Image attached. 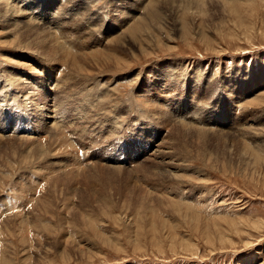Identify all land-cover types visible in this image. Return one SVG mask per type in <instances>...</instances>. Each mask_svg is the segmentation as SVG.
I'll list each match as a JSON object with an SVG mask.
<instances>
[{"label": "rangeland", "instance_id": "1", "mask_svg": "<svg viewBox=\"0 0 264 264\" xmlns=\"http://www.w3.org/2000/svg\"><path fill=\"white\" fill-rule=\"evenodd\" d=\"M63 1L54 30L46 22L60 0L35 19L59 37L89 15L92 40L121 26L105 0ZM187 1L163 0L153 19L140 10L149 30L120 39L137 44L117 49L122 64L100 72L90 61L78 76L55 74L42 49L21 43L25 15L0 20V264H264V0ZM29 2L15 6L36 15Z\"/></svg>", "mask_w": 264, "mask_h": 264}, {"label": "bare ground", "instance_id": "2", "mask_svg": "<svg viewBox=\"0 0 264 264\" xmlns=\"http://www.w3.org/2000/svg\"><path fill=\"white\" fill-rule=\"evenodd\" d=\"M19 1H22L23 3H24V6H28L27 4H26V2H29L28 0H19ZM51 1L52 0H45V1H43V0H33L32 2H29L28 4H30L33 8H34V10H35V14L36 15H34V13H30L31 15H28L27 13H25L24 12V10H23V7L21 6V5H18V7H16L15 6V0H0V20L1 21H3V20H5L4 19V17L3 16H9V17H12V18H15V17H17V14H20V16H22V15H25V18L29 21V22H31V23H29V22H26V26L25 27H23L22 28V30H21V32L19 33V36H20V38L22 39V41H21V43H23V42H26V40H29V39H31V40H29V43H28V50H33V49H36V50H39V49H42L41 51V53H45V55L44 54H42L44 57H46V58H44L42 61H39V62H41V64L43 65V67H45V68H48L50 71H54V73L55 74H57L58 72L60 73V70H61V68H63V67H66L67 68V70H70V72H72L74 75H76V76H78V75H80V74H83V72H87V69H86V64H89L90 63V61L95 65V66H97L98 67V69L100 70V72H104V71H101V70H106V68H110V67H116L117 65H115L114 66V64H119L118 66H120L121 64H122V62H121V58H119V57H121V55H119V51H120V53L122 54V51L121 50H124V47H125V45H131V46H136L137 44H136V41L135 40H132V39H126V40H124L123 42H120V39H122V38H124L125 36H127L128 34H131V33H144V32H147V30H149L148 29V26H149V23L147 24V26L145 27L144 25H143V23H144V21H142L141 23H139L141 20H143V19H141V18H143L144 16H142V17H140V18H137V15H138V13H140V10H142V9H145L146 10V12L147 13H150L151 14V18L153 19L154 17H156V15H157V12H158V8H159V6L161 5V3L163 2V0H124V1H122L121 2V4L123 5V8H125V9H127L128 10V14L127 15H125L124 16V14L122 13L120 16L118 15V11H117V9H116V5H117V0H105L106 2H107V4H106V7H107V9L109 8V7H111V11H113L116 15H117V17H118V22L120 23V25L121 26H119L118 27V29H116V30H112V31H110V33H109V35H112L113 37H107V38H105V40H104V37L103 36H97V37H95L93 40H92V38L94 37V36H90L89 37V35H88V33L87 32H89L90 33V35H92L93 34V28L96 30V26H98V24H96V23H94L93 21V19L95 18V17H91L90 15L88 16V18H86V23H82L81 25H75L74 26V29H77V32L75 31L74 33L73 32H71V34L70 33H66L64 30H62L61 31V34H60V37H59V33H57L56 34V32H54V33H52L51 31L52 30H54L55 29V26L56 25H58V23H56V20H58L57 18H61V17H64V15H63V13L65 12L66 13V8H67V6H65V4H64V1L63 0H60L61 1V3H60V5L58 6V8L55 10V12L53 13V17H52V19L50 18L49 20H47V24H48V27H50L51 28V31L49 30V29H46L45 27H42L38 22H36L35 21V19L38 17V13H36V12H38V11H42V10H44V9H46V11H47V9H48V6H49V3H51ZM66 1V0H65ZM71 1V0H70ZM86 1H88L89 2V0H86ZM99 1V0H98ZM104 1V2H105ZM165 1V0H164ZM181 1H183V0H181ZM184 1H187V0H184ZM188 1H190V2H195L196 1V3H202V1L203 0H194V1H192V0H188ZM187 1V2H188ZM198 1H200V2H198ZM91 3H92V0L90 1ZM96 2H97V0H96ZM187 2H185V3H187ZM67 3H69V2H67L66 1V4ZM84 4V3H83ZM93 5L95 4V3H92ZM111 5V6H110ZM122 5H120V6H122ZM89 6V5H88ZM87 6V7H88ZM141 6H143V7H141ZM29 8H30V6H28ZM27 7V8H28ZM31 7V8H32ZM105 7V8H106ZM141 7V8H140ZM10 8H19L18 9V11H19V13L17 12V11H15V10H12V9H10ZM52 9V8H51ZM51 9H50V12H51ZM85 9H86V7H85ZM100 9V8H99ZM82 10H84V9H82ZM81 11V10H80ZM87 11V10H86ZM32 12H34V11H32ZM112 12V13H113ZM43 13V12H42ZM41 12H40V14H42ZM48 13H49V11H48ZM48 13L47 12H44V14L43 15H47L48 16ZM108 13V12H107ZM22 14V15H21ZM98 14V13H97ZM104 14V13H103ZM32 15H34V17H31ZM68 15V14H67ZM105 15V14H104ZM108 15V14H107ZM30 17L29 19L27 18V17ZM84 16V15H83ZM80 17V16H79ZM82 19V18H81ZM121 19H123V20H121ZM139 19H141V20H139ZM44 21V20H43ZM42 24H43V22H42ZM130 24V25H129ZM67 25V24H66ZM127 25H129V26H127ZM52 26V27H51ZM7 27V26H6ZM10 27H12V26H10ZM64 27V26H63ZM66 27V26H65ZM70 27V26H69ZM72 27V26H71ZM99 27V26H98ZM121 28H122V30H121ZM120 30V31H119ZM56 31V30H55ZM100 31V30H99ZM99 31H97V33H99ZM119 33H118V32ZM79 33H82V34H79ZM69 34L71 35V37L69 36ZM95 34V33H94ZM58 35V36H57ZM88 35V36H87ZM108 35V36H109ZM116 35H118V36H116ZM67 36V38H65V40H63L64 39V37H66ZM68 38H69V40H68ZM60 40H63L64 42H67V44L66 45H69L70 44V42H72V46L71 47H75L74 49H77V50H79V46H82V45H89V48H91V46L92 45H94V51L92 50L90 53H88V54H73L74 52H72L71 50L69 51L68 49H69V47H68V49H67V47L65 46V43L64 42H60ZM91 40V41H90ZM31 42H33L32 44H30ZM27 43V42H26ZM104 44V43H106V46L103 48V49H100V50H98V51H95V47L97 46V45H101V44ZM108 44V45H107ZM30 45V46H29ZM70 46V45H69ZM87 46H85V47H87ZM70 47V48H71ZM85 47H83V48H85ZM72 49V48H71ZM96 49H99V48H96ZM119 51H118V50ZM33 51H35V50H33ZM38 52V51H37ZM40 52V51H39ZM82 52V51H81ZM83 53V52H82ZM130 53V52H129ZM141 53V52H140ZM38 63V62H37ZM22 64V63H21ZM23 65V64H22ZM34 65H36V64H32L31 66H33L34 67V69H36L35 68V66ZM56 65H58V67L56 68ZM16 66V65H15ZM20 69V68H19ZM24 69H26V68H24ZM33 69V68H32ZM26 70H28V69H26ZM29 70H30V68H29ZM41 70V69H40ZM37 71V70H36ZM66 71V70H65ZM176 71V70H175ZM181 71V70H180ZM37 72H39V69H38V71ZM85 72V73H86ZM179 72V71H178ZM3 73V72H2ZM61 73H63V71H61ZM60 73V74H61ZM177 73V72H176ZM177 74H179V73H177ZM7 75V74H6ZM6 75H4V76H6ZM42 75V74H41ZM63 76H64V74H62ZM98 75H100V74H98ZM97 75V76H98ZM103 75V74H102ZM106 75V74H105ZM176 75V74H175ZM67 76H69L68 74H67ZM85 76V75H84ZM96 76V75H95ZM108 76V75H107ZM169 77H171V76H169ZM36 78V77H35ZM79 78V77H78ZM96 78V77H95ZM109 78V77H108ZM107 78V79H108ZM172 78V77H171ZM4 79V78H3ZM10 79H11V77H10ZM9 79V80H10ZM60 79V78H59ZM105 79V78H104ZM161 78H159V80H160ZM173 79V78H172ZM171 79V80H172ZM0 80H2V78L0 79ZM11 80H13V79H11ZM30 80H31V77H30ZM65 80L67 81V79L65 78ZM65 80L63 81V80H61L62 82H64L65 83ZM75 79H72V81H74ZM84 80H89V79H84ZM83 80V81H84ZM92 80H94V78H92ZM95 80H97V79H95ZM99 80V79H98ZM14 81V84H15V80H13ZM13 81H9L10 83H12ZM68 81H69V79H68ZM67 81V82H68ZM72 81H70V82H72ZM77 81V80H76ZM103 81V80H102ZM105 81V80H104ZM111 81V80H110ZM8 82V81H7ZM8 82V83H9ZM41 83V82H40ZM69 83V82H68ZM73 83V82H72ZM78 83V82H77ZM85 83H88L87 81L85 82ZM93 83H95V81L93 82L92 81V84ZM106 83H107V81H106ZM109 83V82H108ZM107 83V84H108ZM5 84H7V83H5ZM18 84H19V82H18ZM21 84V83H20ZM25 84V83H24ZM32 84V86H31V88L32 89H34L35 87H33L34 86V84L33 83H31ZM54 84V83H53ZM56 84V83H55ZM89 84V83H88ZM91 84V85H92ZM106 84V86H108ZM155 84V83H154ZM62 85V84H61ZM67 85V84H66ZM74 85H76V84H74ZM80 85V84H79ZM82 85H85L84 84V82H83V84ZM81 85V86H82ZM94 85V84H93ZM92 85V86H93ZM96 85H98L99 86V83L98 84H95V88L97 87ZM15 86V85H14ZM60 86V85H59ZM78 86V85H77ZM106 86H102L103 88L105 87V88H107ZM8 87H9V84H8ZM16 87V86H15ZM14 87V88H15ZM84 87V86H83ZM100 87V86H99ZM7 88V87H6ZM10 88H11V86H10ZM70 88H71V86H70ZM74 88H75V86H74ZM81 88V87H80ZM89 88H91L90 86H89ZM94 88V89H95ZM101 88V87H100ZM8 89V88H7ZM18 89V88H17ZM57 89H59V88H56V91H57ZM64 89V88H63ZM62 89V90H63ZM79 89V88H78ZM99 89V88H98ZM3 90V89H2ZM21 90L22 91H24L26 94L29 92V90H30V88H28L27 87V85L25 84V85H21ZM69 91L70 90H72V88L71 89H68ZM89 90V89H88ZM93 90V89H92ZM91 90V91H92ZM96 90V89H95ZM94 90V91H95ZM75 91H76V89H75ZM78 92H79V90H77ZM87 91V89L85 90H83L82 89V92H83V94L85 93V92ZM97 91V90H96ZM96 91L95 92H93L92 91V93L94 94V93H96ZM105 91V90H104ZM111 91V90H110ZM2 92V91H1ZM55 92V91H54ZM58 92V91H57ZM59 92H61V91H59ZM90 92V91H89ZM69 93H71V92H69ZM74 93V92H73ZM73 93H71V94H73ZM87 93V92H86ZM85 93V94H86ZM109 93V92H108ZM111 93V92H110ZM34 94V93H33ZM42 94V93H41ZM64 94V93H63ZM62 94V95H63ZM80 94V93H79ZM87 94H89V93H87ZM102 94V93H101ZM112 94V93H111ZM109 95V97L108 98H110L111 100L113 99L112 98V95ZM0 95H2V94H0ZM38 95V94H37ZM43 95V94H42ZM45 95V94H44ZM78 95V94H77ZM82 95V94H81ZM81 95H79L80 97H81ZM90 95H91V93H90ZM90 95H87V98H88V96H90ZM108 95V94H107ZM115 95V94H114ZM141 95V94H140ZM31 96H32V94H31ZM67 96V95H66ZM74 96V95H73ZM95 97H96V95H94ZM93 96V97H94ZM28 97H29V95H28ZM36 97V96H35ZM45 97H47L46 95H45ZM45 97H43V96H41V99L42 100H45ZM55 97V96H54ZM63 97V96H62ZM143 97H146L145 96V94H143ZM169 97V96H168ZM90 98V97H89ZM142 98V97H141ZM141 98H140V100H141ZM23 99V98H22ZM55 99H56V97H55ZM67 99H69V98H67ZM83 99H85L84 97H83ZM92 99V98H91ZM102 99V98H101ZM103 99H105V98H103ZM144 99V98H143ZM26 100V99H25ZM54 100V99H53ZM108 100V99H107ZM145 100V99H144ZM147 100V99H146ZM81 101H83V102H85L84 100H81ZM89 101H90V99H89ZM49 102V101H48ZM82 102V103H83ZM91 102V101H90ZM95 102V101H94ZM106 103V102H104L103 100L101 101V103ZM156 102V101H155ZM164 102V99H163V101H162V103ZM264 102V101H263ZM9 103H11V102H9ZM56 103V102H55ZM81 103V102H80ZM96 104L94 105L93 104V101H92V106L91 107H93V106H95V108L97 109V103L98 102H95ZM100 103V100H99V104H101ZM59 104V103H58ZM85 104V103H84ZM87 104V106H89V103H86ZM85 104V105H86ZM10 105V104H9ZM36 105V104H35ZM56 105H57V103H56ZM108 105V104H107ZM107 105H104V106H107ZM111 105V104H110ZM157 105V106H156ZM11 106V105H10ZM116 106V105H115ZM152 106H154L153 107V109H155V110H157V111H159L160 110V106H159V108H158V103H153L152 104ZM91 107L89 108V109H91ZM99 107V106H98ZM102 107V106H101ZM101 107H100V110L98 109V111H97V113H99V112H103L102 111V109H101ZM109 107V106H108ZM22 108V107H21ZM35 108V107H34ZM94 108V107H93ZM103 108H105V107H103ZM162 108V107H161ZM46 108H44V110H45ZM49 109V108H48ZM114 109V108H113ZM163 109V108H162ZM43 110V109H42ZM92 110V109H91ZM165 110V109H164ZM39 111H40V109H39ZM90 111V110H89ZM94 111V110H93ZM107 111V110H106ZM34 113V112H33ZM47 113V112H46ZM45 113V111H44V114H46ZM104 113V112H103ZM106 113V112H105ZM164 113V112H163ZM37 114H40V113H37ZM84 114V113H83ZM89 115V114H88ZM166 115V114H165ZM44 116V118H46V120H51L53 123H51V125H55V126H53L52 127V132H54L53 130L55 129L56 130V128H57V124L58 123H56L54 120H53V118H49V116H48V114H46V115H43ZM51 116V115H50ZM96 116V115H95ZM101 116H103V115H101ZM119 116V115H118ZM121 116H122V114H121ZM116 117V116H115ZM120 117V116H119ZM124 117V116H123ZM153 117H154V115H153ZM161 117V116H160ZM165 117V116H164ZM163 117V118H164ZM196 117V116H195ZM190 118V117H189ZM117 119V118H116ZM173 119V118H172ZM38 120V119H37ZM87 120V119H86ZM93 120V119H92ZM181 120V119H180ZM115 121V120H114ZM174 121V120H173ZM187 121V120H186ZM192 121V120H191ZM96 122V121H95ZM133 122V121H132ZM182 123V122H181ZM190 123V122H189ZM192 124H193V122H191ZM186 124H187V122H186ZM186 124H184V125H181L182 126V129L184 130V131H187V130H193V129H191V128H188V126H186ZM61 126V125H60ZM69 126H71V125H69ZM116 126V125H115ZM193 126V125H192ZM51 127V126H50ZM54 127H56V128H54ZM167 127V126H166ZM66 128V127H65ZM172 128V127H171ZM67 129V128H66ZM69 129V128H68ZM196 129H197V131L198 132H200V133H206L207 131L206 130H204V129H208L207 127H205V128H200V126L197 128L196 127ZM51 130V129H50ZM58 130H60V129H58ZM61 130H62V128H61ZM172 130V129H171ZM175 130V129H174ZM16 131H21V130H16ZM57 131V130H56ZM47 132V131H46ZM52 132H50V133H52ZM63 132V131H62ZM173 132V131H172ZM57 134L59 133V131H57L56 132ZM61 133V132H60ZM60 133H59V135H60ZM64 133V132H63ZM52 134H54V133H52ZM52 134H50V136L52 135ZM56 134V135H57ZM55 135V134H54ZM56 135L54 136L56 139H57V137H56ZM61 135H63V137L64 136H66L65 135V133L64 134H61ZM60 135V136H61ZM112 135V134H111ZM165 136V135H164ZM21 137V136H20ZM62 137V136H61ZM62 137V138H63ZM68 137H69V135H68ZM12 138V137H11ZM13 139H15V138H13ZM23 139V138H22ZM27 139V138H26ZM55 139V140H56ZM58 139H61V138H59L58 137ZM66 139V137L65 138H63V139H61L62 141L64 140V141H66L65 140ZM79 139V138H78ZM11 140V139H10ZM16 140V139H15ZM51 140H53V137L51 138ZM14 141V140H13ZM23 141V140H22ZM26 141H28V140H26ZM37 141V140H36ZM48 141H50V140H48ZM47 140H46V142H48ZM1 143H2V141H0ZM20 142V141H19ZM34 142H35V140H34ZM53 142H54V140H53ZM66 142H68V143H66L67 145L69 144V141H68V139H67V141ZM164 142H167L168 143V141H164ZM10 143V142H9ZM22 143V142H21ZM24 143V142H23ZM28 143V142H27ZM29 143H31V142H29ZM28 143V145H30ZM40 143V142H39ZM49 143H51V145H52V142H49ZM58 143V142H57ZM57 143H55L56 145H54V146H58L57 145ZM62 143V142H61ZM95 143V142H94ZM24 144H26V143H24ZM38 144V143H37ZM37 144H36V146H37ZM41 144H43V143H41ZM62 144H64L63 146L65 147V142H63ZM70 144H72V143H70ZM163 142H162V144L161 143H159V144H157V147L155 148V151H154V153L152 154V155H155L154 156V158H157L158 160H159V162H162V161H165L166 159H167V157L168 156H166V152L164 151L165 149L164 148H168V147H170V146H168V144L167 145H165L164 144V147L163 148H161L162 146H163ZM39 145V144H38ZM59 145L61 146V144H60V142H59ZM162 145V146H161ZM26 146V145H25ZM31 146H32V144H31ZM34 146V145H33ZM46 146V145H45ZM49 146H50V144H49ZM7 147V146H6ZM12 147H14V146H12ZM38 147V146H37ZM43 147H44V145H43ZM59 147V146H58ZM63 147V148H64ZM67 147V146H66ZM26 148V147H25ZM24 148V149H25ZM35 148V147H34ZM50 148V147H49ZM49 148H47V149H49ZM62 148V149H63ZM69 148V150H70V148H73V147H68ZM261 148V147H260ZM15 148H13V150H14ZM27 150H28V148H26ZM38 149V148H37ZM45 149V148H44ZM46 149V150H47ZM55 149V148H54ZM61 149V150H62ZM27 150H25L26 151V153L27 152H29V154H31L30 153V151H27ZM30 150H31V147H30ZM42 150V149H41ZM53 150V149H52ZM58 150V149H57ZM56 150V151H57ZM65 150H66V148H65ZM153 150V149H152ZM39 151V150H38ZM48 151V150H47ZM46 151V152H47ZM68 151V150H67ZM3 152V151H2ZM36 152V151H35ZM35 152H34V154H32V155H37V153L35 154ZM43 152V151H42ZM45 151L42 153V154H44V153H46ZM50 152H52V151H50ZM59 152V151H58ZM63 152V151H62ZM61 152V153H62ZM65 152V151H64ZM63 152V154L65 155V153ZM69 152V151H68ZM67 152V155H69V153ZM18 153V152H17ZM49 152H47V154H48ZM56 153V152H55ZM11 154V153H10ZM21 154H23L22 152H21ZM41 154V155H42ZM47 154H45V155H47ZM13 155V154H12ZM19 155H20V152H19ZM26 155V154H25ZM25 155H22V156H25ZM38 155H39V153H38ZM38 155H37V157H38ZM41 155H39L40 156V158H41ZM55 155V154H54ZM62 155V154H61ZM77 155V154H76ZM1 156V155H0ZM49 156H50V154H49ZM48 156V157H49ZM63 156V155H62ZM33 157V156H32ZM52 157H53V154H52ZM55 157V156H54ZM57 157H58V155H57ZM13 158V157H12ZM27 158V157H26ZM26 158H24V161H25V159ZM30 159L29 160H31V157H29ZM35 158V157H34ZM34 158H32V160L34 159ZM42 158H43V156H42ZM71 158V157H70ZM153 158V157H152ZM255 158V157H254ZM44 159V158H43ZM42 159V160H43ZM46 159H48V158H46ZM16 160V159H15ZM34 160H36V158L34 159ZM42 160H41V162H42ZM20 161V160H19ZM23 161V162H24ZM46 161V160H45ZM35 162V161H34ZM38 162H39V160H38ZM43 162H44V160H43ZM90 162V161H89ZM24 163H26V162H24ZM88 163V162H87ZM35 164V163H34ZM33 164V165H34ZM51 164V163H50ZM49 164V165H50ZM5 165V164H4ZM35 165H37V164H35ZM34 165V166H35ZM60 165V164H59ZM73 165V164H72ZM76 165V164H75ZM80 165V164H79ZM38 166H40V165H38ZM44 166H46V164L44 165ZM36 167V166H35ZM40 168V167H39ZM109 168V167H108ZM35 170H36V168H35ZM37 170H39V169H37ZM41 170H42V168H41ZM260 170V169H259ZM76 171V170H75ZM49 172V171H48ZM34 173H35V171H34ZM43 173V172H42ZM46 173V172H45ZM72 173H74V170L72 171L71 170V173L70 174H72ZM50 174V173H49ZM48 175V174H47ZM45 176V175H44ZM46 177V176H45ZM44 177V178H45ZM49 177V176H48ZM47 177V178H48ZM20 182V181H19ZM23 184V183H22ZM30 184V183H29ZM182 186V185H181ZM26 188V187H25ZM172 191V190H171ZM27 192V191H26ZM21 194H23V193H21ZM168 195V194H167ZM169 196V195H168ZM167 200V199H166ZM7 202V201H6ZM40 202V201H39ZM38 202V203H39ZM167 202H168V200H167ZM172 202V200H170V203ZM35 204V203H34ZM41 208V207H40ZM28 211V210H27ZM80 217H82V216H80ZM81 219V218H80ZM81 220H83V218L81 219ZM83 222V221H82ZM84 223V222H83ZM82 223V224H83Z\"/></svg>", "mask_w": 264, "mask_h": 264}]
</instances>
